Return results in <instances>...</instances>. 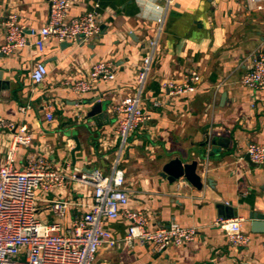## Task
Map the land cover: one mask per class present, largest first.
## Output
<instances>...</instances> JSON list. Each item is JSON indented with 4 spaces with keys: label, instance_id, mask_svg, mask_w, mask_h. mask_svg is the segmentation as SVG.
I'll return each instance as SVG.
<instances>
[{
    "label": "crops",
    "instance_id": "1",
    "mask_svg": "<svg viewBox=\"0 0 264 264\" xmlns=\"http://www.w3.org/2000/svg\"><path fill=\"white\" fill-rule=\"evenodd\" d=\"M164 1L73 0L69 17L93 11L103 27L88 44L73 41L62 47L52 41L37 53L27 34L28 46L11 55L0 52L1 81L8 82L5 94L0 93V121L26 124L33 137L17 155L16 167L21 169L27 156L41 154L65 173L98 170L111 176L120 149L114 134L120 117L112 107L135 92L147 41L161 27L142 94L149 121L128 137L117 168L124 173L129 209L145 212L149 227L175 222L198 233L193 241L162 253L137 243L102 247L93 264H264V233H253L248 218L251 213L264 215V164L252 163L246 153L248 144H264V90L241 84L251 56L264 48V0H172L166 11ZM12 8L18 11V22L33 30L47 23L50 13L48 0H0V48L1 22ZM99 61L113 63L114 81H98L90 91L74 93V80L84 78ZM37 62L46 65L48 74L36 86L30 75ZM190 72L199 78L194 92L174 96L162 91L166 79L182 81ZM93 110L97 113L92 115ZM212 137L227 142L212 146ZM8 141V132L1 128L0 168ZM174 158L197 162L200 191L183 178L168 182L162 177L164 165ZM75 185L71 182L63 197L89 205L91 188L75 190ZM44 197L49 202L60 196ZM40 211L42 220L60 223L69 232L85 210L70 208L59 220L49 203H42ZM217 218L242 219L249 245L235 248L228 243L225 232L212 225ZM104 227L119 240L128 221L107 220Z\"/></svg>",
    "mask_w": 264,
    "mask_h": 264
},
{
    "label": "built area",
    "instance_id": "2",
    "mask_svg": "<svg viewBox=\"0 0 264 264\" xmlns=\"http://www.w3.org/2000/svg\"><path fill=\"white\" fill-rule=\"evenodd\" d=\"M251 1L257 3L259 0ZM72 2L48 0V21L35 30L21 25L17 9H10L1 22L4 43L0 52L11 55L28 46L27 34L33 37L32 45L37 53H42L46 43L52 41L67 43L79 37V44H88L100 31L96 14L90 11L71 18L69 12ZM171 3L172 0L164 1L165 11ZM160 31L161 27L155 37L147 41L136 76L135 92L123 97L112 107L113 112L120 117L114 129V134L120 139V149L111 176H104L98 170L88 174L65 173L55 169L47 157L41 154L27 156L21 169H18L17 155L20 150L31 145L33 137L26 124L0 121V129H5L9 134L0 168V264H93L102 247L115 249L119 243L128 247L137 243L150 246L154 253H162L172 245L187 244L196 238L198 232L195 227H184L175 222H171L168 227H149L145 212L129 209L130 197L125 187L124 173L117 168L120 151L128 137L149 121V116L142 109V94ZM251 58L253 67L242 74L241 84L248 90H264V48ZM47 74L46 65L37 62L30 75L31 82L37 86L43 83ZM114 78L115 67L111 61L95 62L84 78L74 80L72 90L82 95L90 91L94 83L102 81L108 84ZM198 79L195 72H190L182 81L166 79L161 83V89L170 95H185L194 92ZM25 110V107L20 108L22 113ZM45 118L49 122L53 120L50 113H46ZM246 153L252 163L264 164V144H248ZM71 182L78 185L75 190L91 188L89 205L76 204L63 197V192ZM47 194H59L60 197L48 202L44 197ZM42 203L50 204V211L57 220L64 219L70 208L80 206L85 211L74 219L70 231L64 232L60 223H50L39 217ZM120 217L128 221V229L118 240L112 238L104 227V221H114ZM241 222L242 219L217 218L212 225L225 232L228 243L233 247L244 248L249 245L250 236L242 232Z\"/></svg>",
    "mask_w": 264,
    "mask_h": 264
},
{
    "label": "water",
    "instance_id": "3",
    "mask_svg": "<svg viewBox=\"0 0 264 264\" xmlns=\"http://www.w3.org/2000/svg\"><path fill=\"white\" fill-rule=\"evenodd\" d=\"M99 23V21H97ZM100 30H103V27L100 28ZM80 42V38H76V43ZM62 47L63 46H69L71 44L68 43H61ZM253 64L248 68L249 70L252 69ZM8 87V82L1 81V76H0V93H3V91ZM99 112V111H98ZM97 113V110H93V113ZM227 139H219L217 137H212L210 140V144L212 146L218 145V146H225V143ZM79 149V144L76 141V146L72 150L71 155L73 162H75V155L74 153ZM249 160V157H247ZM197 162L196 161H191L190 163L184 164L180 159L174 158L168 161L162 169V177L167 179L169 182H173L175 180H178L180 178H183L186 182H188L190 185H192L195 189L201 190L202 187V178L200 177L201 172L200 170L197 169ZM218 209H221V206H218ZM220 215L221 212H220ZM224 217V216H223ZM230 216H227V218ZM249 220L251 221L252 224V232L253 233H258V234H263L264 233V215L262 214H257V213H251L248 216ZM225 219V218H224Z\"/></svg>",
    "mask_w": 264,
    "mask_h": 264
}]
</instances>
